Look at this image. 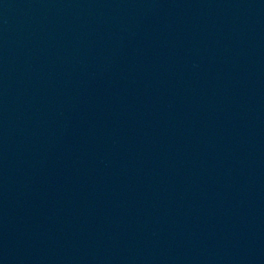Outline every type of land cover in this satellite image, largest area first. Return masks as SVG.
Instances as JSON below:
<instances>
[{
  "label": "water",
  "instance_id": "obj_1",
  "mask_svg": "<svg viewBox=\"0 0 264 264\" xmlns=\"http://www.w3.org/2000/svg\"><path fill=\"white\" fill-rule=\"evenodd\" d=\"M102 2L208 213L264 264V0Z\"/></svg>",
  "mask_w": 264,
  "mask_h": 264
}]
</instances>
